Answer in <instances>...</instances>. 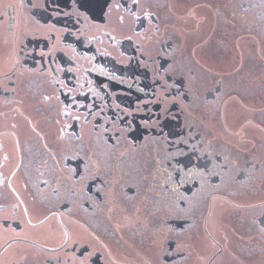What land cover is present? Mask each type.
<instances>
[{
    "label": "flooded vegetation",
    "instance_id": "flooded-vegetation-1",
    "mask_svg": "<svg viewBox=\"0 0 264 264\" xmlns=\"http://www.w3.org/2000/svg\"><path fill=\"white\" fill-rule=\"evenodd\" d=\"M259 60L264 0H0V264H264Z\"/></svg>",
    "mask_w": 264,
    "mask_h": 264
},
{
    "label": "rangeland",
    "instance_id": "rangeland-1",
    "mask_svg": "<svg viewBox=\"0 0 264 264\" xmlns=\"http://www.w3.org/2000/svg\"><path fill=\"white\" fill-rule=\"evenodd\" d=\"M233 64L230 62V67ZM262 65L261 62L259 60V89H258V94L259 96H264V80H262V76H264V73L261 72L262 69ZM243 90L245 91V93L249 94L248 96H254L256 94V85H253L250 81V79L248 78L245 82V84L243 85Z\"/></svg>",
    "mask_w": 264,
    "mask_h": 264
}]
</instances>
